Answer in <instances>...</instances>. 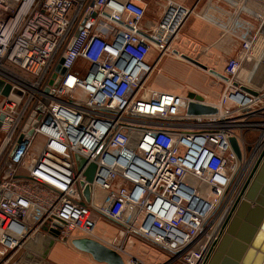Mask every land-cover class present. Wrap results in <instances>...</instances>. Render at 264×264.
Segmentation results:
<instances>
[{"label":"built area","instance_id":"1","mask_svg":"<svg viewBox=\"0 0 264 264\" xmlns=\"http://www.w3.org/2000/svg\"><path fill=\"white\" fill-rule=\"evenodd\" d=\"M229 1L258 26L241 35L237 14L224 26L239 47L225 55L217 113L188 116L185 95L149 80L165 56L181 58L173 44L197 5L167 0L150 26L144 0H0V81L11 87L0 93V264L76 237L125 264H149L137 242L159 264L209 263L264 151V0ZM99 221L116 235L97 236Z\"/></svg>","mask_w":264,"mask_h":264},{"label":"water","instance_id":"2","mask_svg":"<svg viewBox=\"0 0 264 264\" xmlns=\"http://www.w3.org/2000/svg\"><path fill=\"white\" fill-rule=\"evenodd\" d=\"M174 53L212 76L223 81L228 80L222 73L208 68L207 65L193 57L180 55L177 51H174ZM58 71L61 74L65 73V69H60V67ZM3 85L4 83L0 81V93L7 96L11 87L7 85L3 89ZM243 89L256 95L255 92L245 87ZM187 98L189 99L186 109L188 116H211L217 113V109L207 104L203 96L191 92L188 93ZM230 143L238 159H241L242 153L237 139L235 137L231 138ZM94 172L95 166L92 165L86 174L88 182H92ZM83 194L86 202H89V185L84 187ZM54 236L57 238L59 232H55ZM71 245L76 250L89 255L99 264H125L119 254L94 239H72ZM42 264L47 263L42 262ZM208 264H264V151L249 175L237 201L234 215Z\"/></svg>","mask_w":264,"mask_h":264},{"label":"crops","instance_id":"3","mask_svg":"<svg viewBox=\"0 0 264 264\" xmlns=\"http://www.w3.org/2000/svg\"><path fill=\"white\" fill-rule=\"evenodd\" d=\"M120 1H126V0H120ZM166 1L167 0H144V7L146 8V15L144 19L145 24L154 26L160 21ZM173 1H176L190 8L197 5L195 13L188 19L182 31L180 32L178 39L176 40V44L174 45V51L179 52L180 55H187L193 58L196 57V59L200 60V58L202 57L200 58L198 57L200 56V52L202 53V49L209 47V50L207 52L208 54L204 56V63L201 60L200 61L203 64L207 65L208 68L216 69V71L220 73L223 72L225 67V58H227V56L225 55L228 56L236 55L239 47L238 41L236 39H233L232 36L224 33L223 30L224 26L229 25L230 21H232L231 20L232 17L235 14H237V16L235 18L236 22H234L233 28L241 35L251 34L253 31L256 30V27L258 26V21L253 16L243 12H238L235 4H232L229 0H173ZM234 1L239 2L240 0H234ZM250 6L254 9L258 8L256 7L257 5L254 3H250ZM206 14L209 15L213 20L212 21L206 20L203 17ZM222 56L224 57V59ZM151 60H155V57L153 56ZM221 64L223 66L222 71H219L215 66ZM190 65L194 66L183 59L181 60L178 59L177 57L162 59L157 69L153 72V74L150 77V81H149L150 87L162 91L172 92L178 95H185L184 93L186 90L185 87L187 86H184L182 84H178V85L168 84V83L163 84L164 83L163 74L176 76L177 70L178 71L186 70L191 73H194L195 71L193 69H190L191 68ZM156 74H160L161 77L157 78ZM247 74L248 72L246 73V75ZM153 77L156 78L154 79L155 81H153V83L156 82L157 84L156 86L152 83ZM262 78L264 79V77ZM188 81L191 82L190 80ZM194 86L196 85L193 84L189 87H194ZM205 102L208 104H213L211 102H207V100H205ZM38 243L42 244L43 241L39 240ZM54 244L55 242L50 247H45L43 249L45 250V253H47L48 250H50V248L54 246ZM39 254L40 252H38V250H30V251L27 250L26 255H28V262L34 264L36 263V261H39L37 258ZM84 260H86L87 263L90 262L86 258H84Z\"/></svg>","mask_w":264,"mask_h":264},{"label":"rangeland","instance_id":"4","mask_svg":"<svg viewBox=\"0 0 264 264\" xmlns=\"http://www.w3.org/2000/svg\"><path fill=\"white\" fill-rule=\"evenodd\" d=\"M254 9V8H252ZM256 10V9H255ZM257 28V27H256ZM255 31L252 32V34H254ZM176 44V42L173 44ZM209 47H206L204 49H202V53L200 52V60L204 63V56L206 54H208V50H206ZM156 56V54H155ZM173 57H177L174 55H168L165 56L163 59L166 58H173ZM223 57V56H222ZM231 57V56H230ZM178 59L181 60V58L177 57ZM196 58V57H195ZM224 59V57H223ZM222 59V60H223ZM228 58H225V63L227 62ZM221 60V61H222ZM220 63V62H219ZM190 69H193L195 72L191 73L189 71L186 70H177L176 71V76H172L169 74H163L164 76V83H168V84H182L185 87V96L187 97L188 93H196V94H201L203 96H205V100H207V102H211L213 104H217L220 101V98L225 90L226 84L219 80L218 78L212 76L211 74H208L207 72H204L202 70H200L199 68H196V66H191L190 65ZM217 68V70L222 71V64L221 65H217L215 66ZM216 70V69H215ZM156 77H161L160 74H156ZM153 77L152 79V83L153 81H155ZM190 80L191 82H189L188 80ZM150 81V80H149ZM243 82H245L246 84H249V82H247V80H244ZM252 82V81H251ZM155 86L157 85L156 82L153 83ZM196 85L194 87H189L191 85ZM255 84V83H254ZM2 103V99L0 98V105ZM256 134L252 133L249 134L250 137V141H254V139L256 138ZM1 140H2V134L0 133V144H1ZM117 233V229L112 226L110 223L104 222V221H99L97 224V228L95 230V234L97 236H101V237H114ZM76 238H85V237H76ZM74 238V239H76ZM39 245H37V243H35L33 246L31 245V247L27 248L26 250H23L19 255H17L14 258V262L18 261V262H22V264H32L31 262H28V255H26L27 250H38V252H40V254L37 256L39 261H36V263L34 264H42V262L44 263H49V264H99L97 262H95L89 255L84 254L78 250H76L72 245H71V240H68L67 242L58 239L55 241V244L52 248H50V250H48L47 253H45V250H43L44 248H38ZM35 248V249H32ZM38 248V249H37ZM133 253H135L137 256L143 258L145 261H148L149 264H159L160 262H162L164 259L162 257V255H159L154 249H151L143 244H141L140 242H137L134 245V249H132ZM80 255V256H79ZM82 258V259H81ZM84 258H86L88 261H90L89 263L86 262V260H84ZM14 262L12 261L11 264H14Z\"/></svg>","mask_w":264,"mask_h":264},{"label":"bare ground","instance_id":"5","mask_svg":"<svg viewBox=\"0 0 264 264\" xmlns=\"http://www.w3.org/2000/svg\"><path fill=\"white\" fill-rule=\"evenodd\" d=\"M252 64L249 65V67L247 66L244 73H243V77H242V81L248 79V77H252L251 75H249L246 79L245 77L249 74L248 69L251 67ZM257 69V66L255 67V70ZM248 72V74L246 75V73ZM254 73V72H253ZM262 77H264V70L261 71V73H258V76H256L257 79H261ZM248 82V80H247ZM260 83V82H259ZM259 83H255V84H259ZM247 87V84L245 85Z\"/></svg>","mask_w":264,"mask_h":264}]
</instances>
